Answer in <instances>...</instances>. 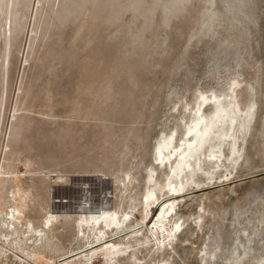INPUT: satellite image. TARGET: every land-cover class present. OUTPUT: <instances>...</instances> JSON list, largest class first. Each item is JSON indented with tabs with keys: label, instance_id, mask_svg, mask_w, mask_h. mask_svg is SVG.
<instances>
[{
	"label": "rangeland",
	"instance_id": "374dc122",
	"mask_svg": "<svg viewBox=\"0 0 264 264\" xmlns=\"http://www.w3.org/2000/svg\"><path fill=\"white\" fill-rule=\"evenodd\" d=\"M1 8L0 169L11 178L0 209L14 185L25 190L16 196L25 222L71 214L54 231L58 256L85 243L76 211L89 205L128 215L152 243L163 241L151 252L122 236L139 264L158 263L157 250L169 264L263 260L264 0H5ZM234 80V101L253 113L238 114L222 145L237 159L202 160L198 182L180 194L158 184L145 219L148 176L165 183L170 170L155 159L156 144L183 135L200 92H229Z\"/></svg>",
	"mask_w": 264,
	"mask_h": 264
},
{
	"label": "bare ground",
	"instance_id": "6f19581e",
	"mask_svg": "<svg viewBox=\"0 0 264 264\" xmlns=\"http://www.w3.org/2000/svg\"><path fill=\"white\" fill-rule=\"evenodd\" d=\"M4 1L0 0V10H3L1 5ZM11 23V18L6 17V48L13 32ZM8 60L5 53L4 64ZM239 84L240 81L234 80L229 87V92L219 94L200 92L197 96L196 106L192 108L194 115L191 122H186L183 135L177 138V132L175 133L174 130L158 141L154 148L155 159L159 160L165 168L169 167L170 170L168 173L166 172L167 180L165 183L158 182L157 177H154L153 174L148 176L149 185L144 195L145 199H143L146 210L145 219L149 217L150 208H153L160 200L157 191L158 184L160 192L167 189L172 194H180L183 193L190 180L198 182L193 179V174L197 167L201 168L202 160L209 159L212 163L220 165L219 161L222 160V156L231 161L237 159L234 155L231 156L236 153L235 150H232L231 154H227L222 149V145L225 139L231 135L230 132L234 129V122L238 114L242 116L244 114L252 116L253 114L251 108L248 110L242 108L233 99V92ZM1 98L3 99V96ZM211 105L214 110L207 113L206 108ZM244 125V122H241L239 126L242 128ZM212 135L218 136L217 141L213 140ZM10 178L9 171L0 169V189H6L5 185L8 182L5 183V180ZM18 194H25V190L16 189L13 185V189H9L6 192V197L2 199L3 207L0 209V264H5L6 261L8 264L12 263L9 257L10 251L16 264H95L96 257L104 259L106 264H125L123 260H127L128 264H139L141 261L140 257L136 255L137 252L131 253L128 248L129 243H122L119 240L122 236L132 235L135 237L138 246L143 247L145 245L144 247L150 248L151 252L156 244H158L157 248L163 244L162 240L158 243H152V238L141 232L142 226L128 220V215L124 217V215H119L116 210H108L105 209L106 207L78 206L76 224L78 233L85 239V243L78 249L66 251L58 256L61 248H58L54 233L56 225L60 224L62 219H71L72 215L50 210L43 216L39 225L31 218L25 222L23 220L24 198L17 199ZM175 205L171 204L170 206L175 207ZM108 237H111V240L107 241ZM156 252L163 255L156 264H169V258L163 254L165 253L164 250H157ZM245 253L247 254V252ZM206 254H209L211 259L217 257L213 251L206 252ZM60 256H63L62 261L57 258ZM203 259H205V255ZM234 259L241 260L243 258L237 253ZM256 264H264V257L263 260H258Z\"/></svg>",
	"mask_w": 264,
	"mask_h": 264
},
{
	"label": "built area",
	"instance_id": "2783aa9c",
	"mask_svg": "<svg viewBox=\"0 0 264 264\" xmlns=\"http://www.w3.org/2000/svg\"><path fill=\"white\" fill-rule=\"evenodd\" d=\"M6 261V260H5ZM5 264H8V261H6V263Z\"/></svg>",
	"mask_w": 264,
	"mask_h": 264
}]
</instances>
